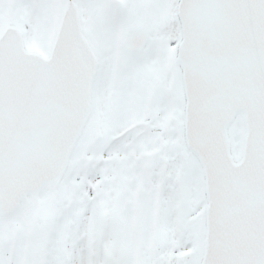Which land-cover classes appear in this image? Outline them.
<instances>
[{
    "label": "snow or ice",
    "instance_id": "snow-or-ice-1",
    "mask_svg": "<svg viewBox=\"0 0 264 264\" xmlns=\"http://www.w3.org/2000/svg\"><path fill=\"white\" fill-rule=\"evenodd\" d=\"M0 264H264V0H0Z\"/></svg>",
    "mask_w": 264,
    "mask_h": 264
}]
</instances>
